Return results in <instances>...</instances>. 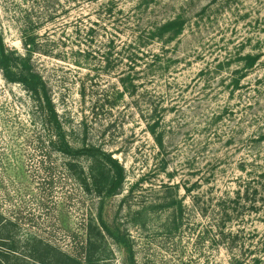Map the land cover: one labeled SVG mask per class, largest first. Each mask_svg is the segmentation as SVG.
I'll return each mask as SVG.
<instances>
[{
  "label": "rangeland",
  "instance_id": "rangeland-1",
  "mask_svg": "<svg viewBox=\"0 0 264 264\" xmlns=\"http://www.w3.org/2000/svg\"><path fill=\"white\" fill-rule=\"evenodd\" d=\"M174 18L180 33L149 37ZM0 33L18 54L33 40L69 142L125 172L111 197L84 190L91 159L68 167L38 148L28 92L0 74V210L23 232L82 256L90 230L100 264H264L253 261L264 258L263 215L239 207L227 225L237 241L224 245L196 210L232 195L243 170H264V140L253 139L264 134V0H0ZM157 117L162 148L147 125ZM98 214L126 243L99 236Z\"/></svg>",
  "mask_w": 264,
  "mask_h": 264
},
{
  "label": "trees",
  "instance_id": "trees-1",
  "mask_svg": "<svg viewBox=\"0 0 264 264\" xmlns=\"http://www.w3.org/2000/svg\"><path fill=\"white\" fill-rule=\"evenodd\" d=\"M183 21L181 18H174L158 24L148 31L149 37L160 39V36L170 32L180 33ZM32 44L33 40L28 39L25 42V54H18L5 47L0 33V74L7 82L18 83L28 92L41 126V130L37 133L38 148L45 149L49 155L57 152L65 156L69 159L68 167H72L78 157H89L91 164L88 166L87 176L81 179L84 190L89 191L91 188L96 195L102 197H111L117 194L125 179L123 166L111 154L96 146L85 145L76 148L69 142L50 89L32 62ZM135 44L130 45L135 46ZM130 48L133 51V57H136L137 51L133 47ZM245 60V70H249L257 65L260 56L259 54L248 55ZM243 77L245 76H241V78ZM240 79L239 77L233 79L235 88L239 87ZM131 85L134 86V84ZM154 111L156 110L154 109ZM147 125H149V132L157 146L162 148V134L158 131L159 118L157 117ZM253 139L262 141L264 134L260 133ZM243 171L246 177L241 179L237 190L232 195L228 194L217 198L215 204L211 202L207 206H200L197 202L198 197L195 200L198 205L196 207L198 214L209 218V229L215 234L213 241H219L224 245L227 238L232 240L230 241L232 244L237 241L238 233H233L227 225L234 218L242 215L238 211L239 207L243 211H253L263 215L262 219L264 220V170L260 172ZM187 191L189 190L187 189ZM96 220L99 228L98 234L101 238L107 234L118 243H126L118 230L107 224L101 214H98ZM182 221L183 207L182 203H179L175 208L173 220L175 228H181ZM97 242L89 230L82 248L83 255H73L38 235L23 232L16 220L7 217L0 210V264H100L93 253ZM263 259L262 256H257L253 261L259 263ZM232 264H240V261L235 260Z\"/></svg>",
  "mask_w": 264,
  "mask_h": 264
}]
</instances>
